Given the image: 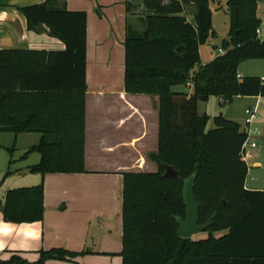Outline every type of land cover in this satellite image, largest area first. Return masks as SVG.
Listing matches in <instances>:
<instances>
[{
	"label": "trees",
	"instance_id": "16d2710c",
	"mask_svg": "<svg viewBox=\"0 0 264 264\" xmlns=\"http://www.w3.org/2000/svg\"><path fill=\"white\" fill-rule=\"evenodd\" d=\"M186 4L192 5L193 24L181 15ZM144 6L149 11L145 32L127 31L124 40V88L130 94L158 96V148L148 156L157 170L122 173L121 264H264V191L245 188L249 167L240 150L246 134L221 115L207 130L209 116L197 112L198 102L211 96L223 105L237 96H264L262 79L238 78L240 63L264 59V42L255 37L261 25L257 0H227L223 53L205 65L199 46L215 36L209 0H145ZM22 13L29 30L44 26L65 47L53 52L42 69L28 66L26 52H0V132L40 133L28 151L40 154L39 163L28 168L31 173L85 172L86 14L67 10L59 0L25 7ZM187 83L189 93L172 90ZM17 90L46 93L44 103L7 110L5 99ZM164 165L173 167L177 178L164 176ZM192 175L198 223L212 219L207 236L197 240L177 232V219L186 217L184 181ZM2 205L6 222L41 221L43 184L8 190L0 198ZM221 231L223 235H214ZM88 253L52 248L40 251L36 261L13 254L0 264L72 261Z\"/></svg>",
	"mask_w": 264,
	"mask_h": 264
},
{
	"label": "crops",
	"instance_id": "0c3cea01",
	"mask_svg": "<svg viewBox=\"0 0 264 264\" xmlns=\"http://www.w3.org/2000/svg\"><path fill=\"white\" fill-rule=\"evenodd\" d=\"M44 1L0 0V52H26L28 66L37 69L44 68L52 60V53L65 47L60 40L50 36L46 28L45 31L27 28L22 9ZM144 1L59 0L67 10L86 14L85 172L43 176L31 173L28 168L39 163L40 154L36 152L38 156L31 159L33 152L28 151L38 144L40 133L14 135L0 132L11 136L8 141H0V149L9 152L8 149L13 148L6 162L11 173L5 175V172L0 181V198L8 190L42 183L44 206L42 220L31 223L6 222L0 210V260L18 254L28 261H36L42 250L63 248L74 253L85 250L90 253L72 261L50 260L47 264L122 263V173L155 172L157 169L148 156L158 148V96L130 94L124 88V40L127 31L134 35L145 32L149 11ZM262 1L257 0L256 16L264 24V15H260L261 9L264 14ZM181 15L193 24L191 4L184 6ZM225 38L227 36L222 40ZM218 50L215 55L204 52L203 59L200 45L201 65L223 53L220 47ZM238 75L240 78L246 76L241 72ZM188 87L191 92L192 88ZM10 94L13 95L5 99L4 108L16 111L43 104L46 93L17 90ZM38 96L42 98H32ZM20 150L23 153L16 154ZM10 160L12 163L9 164ZM248 167L261 165L259 161H253ZM8 184L11 187H7ZM245 188L264 191L246 185ZM223 234L224 231L214 233L216 237Z\"/></svg>",
	"mask_w": 264,
	"mask_h": 264
},
{
	"label": "rangeland",
	"instance_id": "374dc122",
	"mask_svg": "<svg viewBox=\"0 0 264 264\" xmlns=\"http://www.w3.org/2000/svg\"><path fill=\"white\" fill-rule=\"evenodd\" d=\"M225 1L226 0H210V8L212 11V25L215 31V36L214 38L209 37L207 42L201 45V50L203 52L204 57L203 59H205L204 52L207 53V55H211L212 53L213 55H215L219 53L218 49L220 47V42L222 38L226 37L229 32L228 14L224 10ZM137 2L142 3V0H137ZM262 3H264V1H262L261 4ZM260 15H264L262 14V9L260 10ZM238 72H241L243 75L246 76H256L264 80V59H250L243 61L239 64ZM172 90L175 92H190V88L185 84L174 86ZM256 103V97L237 96L234 97L231 102L223 105L220 104V101L217 97L211 96L207 101L198 102L197 112L209 116V121L206 125L207 130L214 128L213 119L214 117L219 115L223 116L225 119L238 123L239 127L243 129L244 110L247 107L255 106ZM257 113L259 118L255 122L254 126L258 128V133L252 134L253 137H256L257 148L253 150L254 157L249 163H252L253 161H259L261 167L249 168L245 185L248 188L264 189V104H260L258 106ZM10 138L11 136L9 134H0V141H8ZM18 153L22 154L23 150H20V152H16V154ZM30 155L31 159L38 156L36 152L30 153ZM9 158V152L5 149H0V181H2V177L4 176V173L7 170L8 164L6 162ZM7 187H11V185L8 184ZM206 236L207 233L205 231H202L193 235L192 238L197 240L205 238Z\"/></svg>",
	"mask_w": 264,
	"mask_h": 264
},
{
	"label": "water",
	"instance_id": "95a60500",
	"mask_svg": "<svg viewBox=\"0 0 264 264\" xmlns=\"http://www.w3.org/2000/svg\"><path fill=\"white\" fill-rule=\"evenodd\" d=\"M37 31H45V27L39 26ZM182 47L176 49L177 52L182 51ZM165 173L164 176L177 178L178 173L173 169V167L164 165ZM193 179L194 176H190L184 181L183 187V198L186 205V217L184 219L178 218V236L182 238H191L193 235L205 231L212 222V219L209 218L207 223L199 224L198 223V203L195 200L194 190H193ZM0 210H4V205L0 207Z\"/></svg>",
	"mask_w": 264,
	"mask_h": 264
},
{
	"label": "built area",
	"instance_id": "2783aa9c",
	"mask_svg": "<svg viewBox=\"0 0 264 264\" xmlns=\"http://www.w3.org/2000/svg\"><path fill=\"white\" fill-rule=\"evenodd\" d=\"M255 37L260 42H264V24H261L255 30ZM223 52V51H222ZM238 78L240 76L238 75ZM264 84V80L261 82ZM188 86L191 87V83H188ZM257 103L255 106L247 107L244 110V132L246 134L245 141L242 144L240 155L247 166L250 165V161L253 159V150L257 148L256 137H253L252 134L258 133V128L254 126L255 122L258 120L259 116L257 113V108L260 104H264V96L258 95ZM220 104H222L221 100Z\"/></svg>",
	"mask_w": 264,
	"mask_h": 264
}]
</instances>
